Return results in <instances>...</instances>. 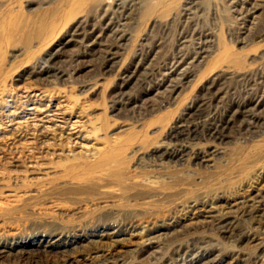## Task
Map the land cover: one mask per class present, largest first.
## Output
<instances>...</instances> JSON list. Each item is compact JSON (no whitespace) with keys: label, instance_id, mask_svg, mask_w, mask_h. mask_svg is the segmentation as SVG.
<instances>
[{"label":"rangeland","instance_id":"rangeland-1","mask_svg":"<svg viewBox=\"0 0 264 264\" xmlns=\"http://www.w3.org/2000/svg\"><path fill=\"white\" fill-rule=\"evenodd\" d=\"M190 262L264 264V0H0V264Z\"/></svg>","mask_w":264,"mask_h":264},{"label":"bare ground","instance_id":"bare-ground-1","mask_svg":"<svg viewBox=\"0 0 264 264\" xmlns=\"http://www.w3.org/2000/svg\"><path fill=\"white\" fill-rule=\"evenodd\" d=\"M81 1V0H80ZM87 1V0H86ZM73 3V2H72ZM73 7V6H72ZM73 10H75L73 8ZM74 13V12H73ZM123 37V36H122ZM117 38V37H116ZM110 53V50L109 52ZM37 96V95H36ZM28 110L32 113H37L38 109L34 106V105H30V107L28 108ZM47 112V111H45ZM34 115V114H33ZM15 123V122H14ZM175 128V127H174ZM173 128V129H174ZM163 152V151H161ZM121 156V152H111V151H104L103 153V158L100 159L99 161L96 162V165L93 166L94 170L98 169V168H104L103 173H101V175H99L98 177H96V179H98V181H102V182H106V181H110V184L113 185H117L119 184L121 181V177L119 172H121V164H122V160L120 159ZM17 158V157H16ZM169 158V157H168ZM113 166L114 169H113ZM116 168V169H115ZM92 174V173H91ZM98 174V173H97ZM110 179V180H108ZM94 180V179H92ZM114 181V182H112ZM122 184V183H121ZM123 185V184H122ZM97 186V185H96ZM129 188V187H128ZM94 189V188H93ZM86 191V190H85ZM227 227V226H226ZM115 233V232H114ZM117 235V234H116ZM107 240H111L110 242H112L113 239V235L112 233H108L106 235H104ZM99 239V237H98ZM106 242V241H105ZM46 244V243H45ZM114 244V243H113ZM147 244V243H146ZM115 249V248H114ZM4 251V250H3ZM2 257V256H1ZM106 257V256H105ZM201 262V261H200ZM190 264H192L190 262Z\"/></svg>","mask_w":264,"mask_h":264}]
</instances>
